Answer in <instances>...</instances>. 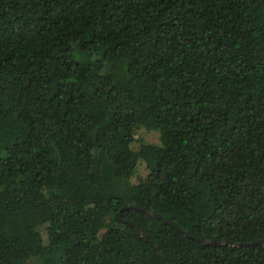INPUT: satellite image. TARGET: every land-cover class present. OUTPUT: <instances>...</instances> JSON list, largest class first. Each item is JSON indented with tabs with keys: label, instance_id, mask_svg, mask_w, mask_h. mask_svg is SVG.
Returning <instances> with one entry per match:
<instances>
[{
	"label": "trees",
	"instance_id": "16d2710c",
	"mask_svg": "<svg viewBox=\"0 0 264 264\" xmlns=\"http://www.w3.org/2000/svg\"><path fill=\"white\" fill-rule=\"evenodd\" d=\"M130 205L264 239V0H0V264H264Z\"/></svg>",
	"mask_w": 264,
	"mask_h": 264
},
{
	"label": "water",
	"instance_id": "95a60500",
	"mask_svg": "<svg viewBox=\"0 0 264 264\" xmlns=\"http://www.w3.org/2000/svg\"><path fill=\"white\" fill-rule=\"evenodd\" d=\"M127 208H131V209H139V210H144L145 212H147L148 214L154 216V217H157V218H160L162 219L165 223L167 224H170L172 226H174L175 228H177L179 231L185 233L187 236L189 237H192L194 239H197L199 240L201 243L203 244H210V243H218L220 245H232V246H249V245H252V244H260V245H264V239H259L257 240L256 242H252V243H245V244H237V243H233V242H223V241H216V240H207L205 238H196L194 237L193 235H191L190 233H188L186 230H184L182 227H180L179 225L176 224V222H174L173 220L161 215L160 213L154 211V210H151V209H143V208H140L139 206L137 205H130L128 206ZM122 220V218H121ZM124 222H127L129 224H132L133 226L136 227L137 231L139 232V234L141 236H143L144 238H146V240H148L161 254L162 256L164 257L165 261L167 264L168 261H167V258L166 256H164V254L160 251V249L158 248V246L153 242L151 241L148 236L145 234V232L140 228L139 224L137 222H135L134 220H124Z\"/></svg>",
	"mask_w": 264,
	"mask_h": 264
},
{
	"label": "rangeland",
	"instance_id": "374dc122",
	"mask_svg": "<svg viewBox=\"0 0 264 264\" xmlns=\"http://www.w3.org/2000/svg\"><path fill=\"white\" fill-rule=\"evenodd\" d=\"M136 138H138V142L136 143V145H134V148H136L137 144L140 143V141H143V142H158L159 141V134L155 131H144V132H139L137 133L136 135ZM147 174V168H146V165L145 163H143V161H139V164H138V172H137V175L138 176H143V175H146Z\"/></svg>",
	"mask_w": 264,
	"mask_h": 264
}]
</instances>
